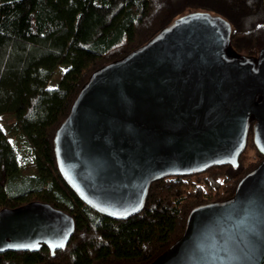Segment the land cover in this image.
<instances>
[{"label": "water", "instance_id": "95a60500", "mask_svg": "<svg viewBox=\"0 0 264 264\" xmlns=\"http://www.w3.org/2000/svg\"><path fill=\"white\" fill-rule=\"evenodd\" d=\"M231 25L195 11L98 68L54 136L60 175L109 218L140 212L156 179L234 165L253 144L264 156V49L231 45ZM73 218L30 201L0 209V254L66 248ZM148 264H264V158L232 197L195 207L182 236Z\"/></svg>", "mask_w": 264, "mask_h": 264}, {"label": "trees", "instance_id": "16d2710c", "mask_svg": "<svg viewBox=\"0 0 264 264\" xmlns=\"http://www.w3.org/2000/svg\"><path fill=\"white\" fill-rule=\"evenodd\" d=\"M195 11L226 19L236 52L255 56L264 49V0H0V116H14L9 132L36 168L20 173L19 154L0 125V209L38 201L74 221L66 248L9 251L0 264H148L182 236L193 208L232 197L263 160L251 126L236 166L158 178L144 208L123 219L86 206L59 173L53 139L87 79ZM61 65L59 84L51 87Z\"/></svg>", "mask_w": 264, "mask_h": 264}, {"label": "rangeland", "instance_id": "374dc122", "mask_svg": "<svg viewBox=\"0 0 264 264\" xmlns=\"http://www.w3.org/2000/svg\"><path fill=\"white\" fill-rule=\"evenodd\" d=\"M65 65L59 66V68L55 71L53 77L50 79L48 84L51 87H56L59 83V79L61 78ZM15 123L14 116L12 114L6 113L0 116V125L4 132L7 133L8 138L13 143L17 154H19V166L20 173L23 175H33L36 173L35 165L33 164V159L31 154H29V150L25 147L23 143L19 139H15L12 137L9 132L10 127ZM249 154V152H247Z\"/></svg>", "mask_w": 264, "mask_h": 264}]
</instances>
